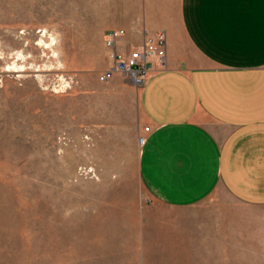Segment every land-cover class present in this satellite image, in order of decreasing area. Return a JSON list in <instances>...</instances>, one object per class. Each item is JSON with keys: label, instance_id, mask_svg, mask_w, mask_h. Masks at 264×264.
<instances>
[{"label": "rangeland", "instance_id": "1", "mask_svg": "<svg viewBox=\"0 0 264 264\" xmlns=\"http://www.w3.org/2000/svg\"><path fill=\"white\" fill-rule=\"evenodd\" d=\"M122 13L123 0H0V264H264L246 236L231 256L204 245L226 208H264L222 189L172 208L143 182L130 82L100 79Z\"/></svg>", "mask_w": 264, "mask_h": 264}, {"label": "crops", "instance_id": "2", "mask_svg": "<svg viewBox=\"0 0 264 264\" xmlns=\"http://www.w3.org/2000/svg\"><path fill=\"white\" fill-rule=\"evenodd\" d=\"M115 23L126 30L122 52L167 35L168 70L142 89L122 75L132 125L146 135L139 170L149 190L172 208L217 189L264 208V0H123ZM237 216L226 208L209 223L206 251L241 252L243 236L264 243V215Z\"/></svg>", "mask_w": 264, "mask_h": 264}, {"label": "built area", "instance_id": "3", "mask_svg": "<svg viewBox=\"0 0 264 264\" xmlns=\"http://www.w3.org/2000/svg\"><path fill=\"white\" fill-rule=\"evenodd\" d=\"M126 34L123 28H110L104 33V43L108 49L111 63L102 71L100 79L107 81L116 73L132 80L142 89L155 74L169 69L167 58L168 40L166 32L160 31L146 37L140 44L131 46L128 52L119 50V41ZM150 127L144 128L148 132ZM142 144L145 139L142 138Z\"/></svg>", "mask_w": 264, "mask_h": 264}]
</instances>
